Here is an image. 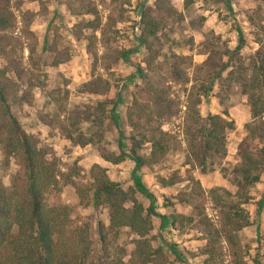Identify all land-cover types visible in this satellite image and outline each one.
Masks as SVG:
<instances>
[{
  "label": "rangeland",
  "instance_id": "1",
  "mask_svg": "<svg viewBox=\"0 0 264 264\" xmlns=\"http://www.w3.org/2000/svg\"><path fill=\"white\" fill-rule=\"evenodd\" d=\"M7 1L0 69L14 81L10 111L36 148L47 214L86 231L75 239L89 240L91 259L138 264L135 236L110 228L106 206L91 201L105 180L157 214L145 237L152 264H254L264 239V165L243 188L237 169L240 147L260 148L243 125L251 122L247 95L264 107V0ZM149 86L172 109L152 117L167 135L153 163L149 144L128 126ZM208 116L224 123L223 152L200 162L197 128ZM134 156L145 164L135 169ZM17 169L0 147L4 190Z\"/></svg>",
  "mask_w": 264,
  "mask_h": 264
},
{
  "label": "trees",
  "instance_id": "2",
  "mask_svg": "<svg viewBox=\"0 0 264 264\" xmlns=\"http://www.w3.org/2000/svg\"><path fill=\"white\" fill-rule=\"evenodd\" d=\"M195 1L197 0H184V3ZM9 17L8 1L0 0V31L7 28ZM148 25L154 28L153 23ZM151 32L152 30L147 28V34ZM3 54L5 57V53L0 51V55ZM96 80L99 81V78ZM13 82L6 76V68H1L0 147L4 154L15 160L18 169L7 191L0 185V264H104L98 259L93 260L89 257L92 252L89 240L80 238L76 241V236L82 234L86 236L85 230H70L62 223L64 219L59 215L49 216L45 211L43 205L45 178L36 148L32 138L22 131L10 111L9 99ZM88 90L99 95L103 92L96 88ZM244 92L247 94V91ZM145 93L149 101L135 106L134 121L131 120L128 126L140 136L142 142L149 144V161L153 163L158 156H163L167 135L159 128L151 127L152 117L170 116L172 109L167 99L160 95V91L149 86L145 89ZM247 96L252 123L244 124L243 129L247 133V139L257 140L260 148L248 154L240 147L242 164L237 169V173L243 182L242 188L257 182V175L252 174L251 171L256 172L264 165V114L262 113L264 107L262 109V106L258 105L259 97L256 94ZM118 101V95H115L114 100L110 102L111 107L107 110L112 120L115 118ZM105 104V101L100 103L101 111L105 109ZM206 121H208L206 125L197 128L199 147L195 151L194 158H200V162L208 157L222 155L223 152L224 123L217 117L211 116H208ZM113 125L115 126V122ZM131 158L135 169L145 164V161L139 157ZM248 167L252 169L249 170ZM97 182L91 195L93 204L102 203L106 206L110 228L125 227L135 236L132 255L136 257L138 264H152L145 240L150 230L149 218L157 216L151 204L143 210L130 194L120 190L115 184L105 180ZM171 184L172 182L159 180L162 188ZM136 187L145 198H151L137 183ZM258 206L264 208V199L258 202ZM100 243H103V239H100ZM262 243V250L256 251L254 264H264V239ZM209 253L211 254V250L208 251V257L211 259L212 255Z\"/></svg>",
  "mask_w": 264,
  "mask_h": 264
}]
</instances>
